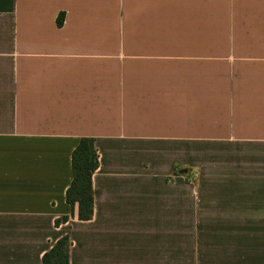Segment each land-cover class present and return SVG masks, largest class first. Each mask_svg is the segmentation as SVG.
Wrapping results in <instances>:
<instances>
[{"label": "crops", "instance_id": "1", "mask_svg": "<svg viewBox=\"0 0 264 264\" xmlns=\"http://www.w3.org/2000/svg\"><path fill=\"white\" fill-rule=\"evenodd\" d=\"M81 138L93 216L55 226ZM189 141L245 147L242 186L260 184L264 0H0V264L64 235L69 264H264L263 200L166 183Z\"/></svg>", "mask_w": 264, "mask_h": 264}, {"label": "rangeland", "instance_id": "2", "mask_svg": "<svg viewBox=\"0 0 264 264\" xmlns=\"http://www.w3.org/2000/svg\"><path fill=\"white\" fill-rule=\"evenodd\" d=\"M223 29L225 38V28ZM218 56V72L224 80L226 71L224 52L219 53ZM242 149H245V147H227L224 142L208 144H196L193 141L186 142L184 163L176 164L173 167L171 174L166 178V183L184 185L186 200L209 201L207 202L209 204L213 200L264 201V176H260L262 179L260 184L257 182V178L256 181H253V177L250 176V185L242 186V175L239 171L243 166ZM138 154L139 157L140 154L143 155V153ZM147 154H150V152L148 151ZM160 154L162 156L157 162L160 167L165 168L168 162L166 149ZM139 160H142V158H139ZM157 181L155 180L151 184H155ZM147 183L151 185L150 182ZM197 210L198 208L195 209V211Z\"/></svg>", "mask_w": 264, "mask_h": 264}, {"label": "trees", "instance_id": "3", "mask_svg": "<svg viewBox=\"0 0 264 264\" xmlns=\"http://www.w3.org/2000/svg\"><path fill=\"white\" fill-rule=\"evenodd\" d=\"M61 26L63 14L57 17ZM98 155L94 140L81 138L71 153L72 179L65 192V200L71 209L70 216L55 220V226L71 218L78 221H89L93 216L92 176L98 168ZM71 241L67 235L59 238L54 245L42 255L41 264H69Z\"/></svg>", "mask_w": 264, "mask_h": 264}]
</instances>
